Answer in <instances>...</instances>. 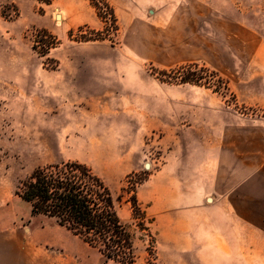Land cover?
<instances>
[{"label":"rangeland","instance_id":"1","mask_svg":"<svg viewBox=\"0 0 264 264\" xmlns=\"http://www.w3.org/2000/svg\"><path fill=\"white\" fill-rule=\"evenodd\" d=\"M67 161L135 264H264V0H0V264H116L14 195Z\"/></svg>","mask_w":264,"mask_h":264},{"label":"trees","instance_id":"2","mask_svg":"<svg viewBox=\"0 0 264 264\" xmlns=\"http://www.w3.org/2000/svg\"><path fill=\"white\" fill-rule=\"evenodd\" d=\"M41 41L47 51L55 38L44 32ZM183 70V69H182ZM183 82H194L193 72L184 73ZM14 195L30 207L31 216H41L78 237L105 259L116 264H135L132 236L115 209L111 190L90 167L78 161L60 162L35 169L21 181ZM131 219L142 231H148L146 214L134 191L129 199Z\"/></svg>","mask_w":264,"mask_h":264},{"label":"crops","instance_id":"3","mask_svg":"<svg viewBox=\"0 0 264 264\" xmlns=\"http://www.w3.org/2000/svg\"><path fill=\"white\" fill-rule=\"evenodd\" d=\"M1 1H4V2H15L16 0H1ZM213 179L215 180L216 179V182H215V185L217 184V180L220 179L219 176L216 177V175L213 176ZM216 187V186H215ZM26 247V246H25ZM25 247L24 245H22V243L19 241V240H15V241H12L9 245H8V248H9V251L12 255L16 256L17 258H22L24 260L30 258L29 255L27 254V252H25ZM15 258V257H13Z\"/></svg>","mask_w":264,"mask_h":264},{"label":"water","instance_id":"4","mask_svg":"<svg viewBox=\"0 0 264 264\" xmlns=\"http://www.w3.org/2000/svg\"><path fill=\"white\" fill-rule=\"evenodd\" d=\"M146 168H149V165H146Z\"/></svg>","mask_w":264,"mask_h":264},{"label":"bare ground","instance_id":"5","mask_svg":"<svg viewBox=\"0 0 264 264\" xmlns=\"http://www.w3.org/2000/svg\"><path fill=\"white\" fill-rule=\"evenodd\" d=\"M151 12V11H150ZM60 16V15H59ZM62 20V19H61Z\"/></svg>","mask_w":264,"mask_h":264}]
</instances>
